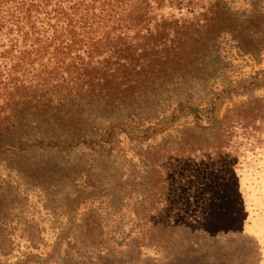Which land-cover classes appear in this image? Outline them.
<instances>
[{"label":"trees","instance_id":"obj_1","mask_svg":"<svg viewBox=\"0 0 264 264\" xmlns=\"http://www.w3.org/2000/svg\"><path fill=\"white\" fill-rule=\"evenodd\" d=\"M225 35L261 56L264 11H234L228 0H0V163L66 218L42 253L41 231L14 234L21 196L0 186V254L12 255L20 238L35 252L13 264H112L122 244L136 262L152 248L171 253L168 264L213 261L217 237L194 225L264 157V98L221 115L223 95L240 90L205 92ZM262 79L264 70L251 86ZM133 197L129 232L108 237L104 213ZM89 202L108 210L80 215ZM203 237L209 250H199Z\"/></svg>","mask_w":264,"mask_h":264},{"label":"rangeland","instance_id":"obj_2","mask_svg":"<svg viewBox=\"0 0 264 264\" xmlns=\"http://www.w3.org/2000/svg\"><path fill=\"white\" fill-rule=\"evenodd\" d=\"M228 1L234 11H252L253 8L264 11V0ZM263 70L264 51L259 57L244 55L239 50L237 42L231 36L225 35L220 39V58L217 62L215 80L207 86L205 92L206 94L218 93L225 87L240 90L233 96L223 95L219 105V111L223 115L227 109L249 98H264V79L257 83L258 86H251L252 78ZM171 104L174 105L175 102ZM195 104H203V97L198 98ZM156 123L155 119L135 121L132 126L141 130ZM182 125L190 126L192 120L190 118L181 120L168 131V134L176 133ZM163 136L165 134L159 136L157 140ZM157 140H152L150 144ZM125 145L127 149L136 146L129 140H125ZM128 152H130V156H134L132 151L128 150ZM135 161L137 162V160ZM239 175L241 178L234 179L225 186V195L220 197L217 208L203 213L204 220H200V223L198 220L194 225V228H198L203 224L211 236L217 237L218 242L213 248L216 255H212L214 258L209 264H264V157L252 162ZM0 186H11L21 196L20 209L15 213L20 215L22 225L17 228L13 226L14 234L16 236L28 235L29 226L33 229L32 231L38 232L39 230L47 240V245L42 247V253L51 252L58 228L64 229L66 218H62L59 213L54 215L49 211L51 207L47 208V200L41 188L33 184H26L16 172L8 169L3 163H0ZM134 200L135 197L128 201L123 210L117 214L104 213L107 218L105 232L108 237H113L122 230L125 233L129 232L134 218L132 211ZM62 201L59 199L56 201L57 203L54 202L57 204L54 205V210L61 207L58 203ZM89 209L105 211L108 210V206L89 202L82 207L79 214L83 215ZM223 235L226 236L225 239L222 238ZM205 241L206 238H200V251L210 249V246L204 243ZM16 244L19 246L15 247L12 255L2 256L0 254L1 263L13 264L26 253L35 252L27 242L20 238H17ZM156 250V248H152L144 251V260L136 262L135 257L139 256L138 252L129 250L122 244L112 256V264H168L167 260L171 253L159 252L158 255ZM145 257L151 258L148 260ZM153 258H156L157 261H154Z\"/></svg>","mask_w":264,"mask_h":264}]
</instances>
